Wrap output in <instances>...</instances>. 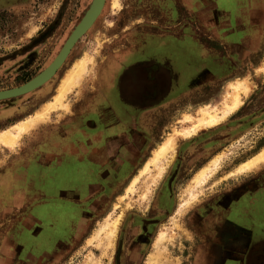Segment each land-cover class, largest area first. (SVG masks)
<instances>
[{"label":"rangeland","instance_id":"obj_1","mask_svg":"<svg viewBox=\"0 0 264 264\" xmlns=\"http://www.w3.org/2000/svg\"><path fill=\"white\" fill-rule=\"evenodd\" d=\"M62 1L0 0V60L7 56L12 57L16 50L31 42L39 31H42L43 26L51 20V15L55 13V9ZM200 1L206 9H209L213 24H205L204 20L201 21L184 10L185 18H187L188 24L192 25V29L196 31L197 37L201 39L203 47L209 51L207 57L214 56L216 64L208 67L213 72L217 71L219 76L210 83L208 81L200 90L186 92L171 100L169 105L159 107L152 123L153 128L157 129L156 141L144 149L147 152L138 161L137 170H134L135 173L129 179L120 182V185L117 183L114 190L100 185V189L95 192L94 189L98 186L97 181L94 184H91L93 182L90 181L88 202L92 201V205L89 208L86 206L82 208V212L88 220L80 230L82 233L80 238L75 239L72 246H68L63 241H57L53 247L47 246L44 243L47 240L42 238V234L49 231L50 222L43 225L35 219L34 214H39L42 218H58L59 208L57 207L61 200L57 199L56 193L67 192L62 188L58 190V186L69 184L80 186L87 180L85 167H75L72 161L71 163L68 161L66 164L63 159L59 162L61 165L54 168L46 163V165L39 164L29 174L24 166L36 160L39 162L40 154L44 152L43 157L50 158V161L55 159L56 154L53 152L51 144L49 141L46 142L47 136H51V139H55L57 135L66 138L68 136V141L71 142L70 134H66L65 131H68L74 122L79 125L81 120H95V112L91 110L93 107L100 109L95 101L100 99L99 96L102 93L108 95L110 92L99 91L102 89L103 82L109 80L116 61L131 49L129 42L132 40L129 30L122 32L120 38L117 39V36H113V34L117 35L119 32L115 26L110 27L112 22L115 21L114 25L123 24V26L133 27V23L136 24L138 20L139 26L136 27H141L146 32L151 28L148 26L150 24L146 22L147 19H155L159 23L163 21L164 25H171L177 19L173 17V14L164 13L165 8H172L171 2L169 0H118L119 6L115 7L114 0H110L95 28L85 35L88 29L85 36H82L75 52L59 70L57 77L49 79L35 91L0 100V132H2L31 116L40 108L41 104L50 100L63 74L76 59L84 56L85 53L92 54L91 56L95 59L96 65H90V72L85 76L82 86L78 89L79 92L74 91L76 87L68 96L71 106L69 112L60 110L51 113L45 124H42L39 129L35 127L25 133L21 137V142L13 148L0 146V264H114V253L118 244L124 248H132L131 259L129 254L125 255L126 260L123 264H139L140 258L136 247H140V245L134 241L135 234L139 231L137 228L135 229V226L139 223L135 222L134 217L140 220V216L150 215L162 216L164 219L163 224L157 229L159 233L156 244L163 232H168L169 238L167 241H162L165 248L163 252H157L156 246L155 249L149 248L148 251L151 253L148 259L143 258L145 262L141 261L140 264H147L146 262L151 264L149 259L152 255L158 258L159 264H191L193 262L196 246L192 245L191 250L189 247L183 254L184 249L181 245V243H185L183 238L192 236L185 229L183 218L202 201L219 198V195L223 193L240 190L242 179L248 174H230L243 162L264 149V14L261 15V21L256 23L254 30L250 26L251 31L242 38L233 37V39L225 41L221 36H216L219 33L217 3L220 1ZM93 2L94 0H64L62 6L64 20L59 30L35 48L32 59L29 58L32 52L24 51L21 54V60L30 59L26 62L27 70L24 72V77H13L18 64V61L14 62V59H10L8 64L9 72H11L8 78H4L3 66H0V87L6 89V87L18 86V83H25L41 73L57 51L65 36V30L71 24L70 21L79 18L82 13L83 18ZM175 2L182 3L181 0H175ZM14 4L19 5L14 6ZM122 7L123 9L120 10ZM34 28H36V32L28 37ZM98 29L101 32H98ZM164 30L167 29L161 26L155 31ZM54 43L57 45L55 46ZM245 78H248L253 84V90L248 96L242 93V106L240 105L239 109L229 114L219 124L205 128L190 139L180 141L177 152H172L170 154L172 157L169 155L160 164H165L162 176H158L159 168L153 166L151 172L139 180L135 191L120 201L119 206H116L119 203V197L125 193L126 187L140 174L145 162L153 155V150L172 132L174 127H181L180 120L185 115L196 116L198 109L203 106H215L222 109L223 101L228 100L232 93L230 84ZM121 94L122 92L117 91V97L118 95L120 97ZM105 102L108 103V96ZM78 110H80V114ZM128 122L133 123L130 119ZM140 146L142 145L139 143L133 148L138 149ZM224 152H227L228 155L223 159L220 169L202 188L196 190L197 199L180 216L181 225L186 231L182 228H175L172 219L179 213L181 205L191 198L187 190L190 181L204 165ZM99 165L94 162L95 167L100 168ZM263 169L264 167L261 170ZM18 171L25 174V180L17 185L14 178ZM260 171L249 173L257 174ZM56 175H58L57 178ZM20 178L21 176L17 180ZM53 194L54 197H52ZM163 197L165 200L171 201L169 209L165 208L168 212L156 208L157 202ZM93 199L96 201L94 202ZM44 205L46 207H43ZM42 207L45 211L42 210ZM123 211L125 213L122 223L114 238L106 232L102 233L100 237H95V233L98 232L107 217L117 218ZM36 237L38 240L40 239L39 244L34 241ZM177 242L179 243L176 245ZM192 242L195 240L187 241L188 244H192ZM27 243H31L33 246L28 249ZM33 243L36 245L34 246ZM170 243L174 244V247ZM187 243H185L186 246ZM177 246L180 248L177 249Z\"/></svg>","mask_w":264,"mask_h":264},{"label":"crops","instance_id":"obj_2","mask_svg":"<svg viewBox=\"0 0 264 264\" xmlns=\"http://www.w3.org/2000/svg\"><path fill=\"white\" fill-rule=\"evenodd\" d=\"M181 1L185 12L193 14L201 21L204 20L205 24H213L209 9L204 7L202 1ZM219 1L217 3L219 33L216 36H221L225 41L233 37L242 38L251 31L250 26L254 30L256 23L261 21V15L264 14V0ZM18 5L14 4V6ZM168 13L172 15L170 9ZM191 26L185 18L184 30L180 32L181 39L184 41L181 47L180 39L174 38V34L170 32L172 26L168 25L167 30L155 31L151 38L145 36L143 45H136L134 51L133 48L129 49L116 61L117 67L124 66L134 56L149 54L150 43L156 44L160 41L167 46L169 52L166 60L169 72L168 90L120 91L122 94L119 101L117 91H110L106 95L108 103L100 99L95 101V104L100 106V109L93 107L91 110L95 112L96 121L94 119L88 121L90 125H85L87 122L82 120L79 125L74 122L68 131H65L66 134H70L71 142L68 141V136L66 138L57 135L55 139H51V136L45 138L46 142L49 141L51 144L58 162L65 159L66 164L72 161L75 167H85L87 176V180L80 186L77 184L58 186V190L62 188L67 191L56 193L57 199L61 200L57 207L59 208L58 218H42L39 214H34L39 222H50L49 231L42 234V238L47 240L44 242L47 246L53 247L57 241H63L68 246H72L75 239L80 238L82 234L80 230L88 220L82 208L84 206L89 208L92 205V201L88 202L90 199L88 189L91 184L97 181L98 186L95 187L94 192L100 189V185L114 190L117 183L120 185V182L129 179L135 173L138 161L147 152L144 149L156 141L157 129L153 128L152 123L155 112L160 106L169 105L171 100L186 92L200 90L208 81L210 83L219 76L217 71L213 72L208 67L216 64L214 56L207 57L209 51L203 47L201 39L197 37L196 31ZM159 33L163 34L159 35ZM143 39L137 36L135 42H141ZM116 74L117 72H112L109 80L111 81ZM133 74L131 70L129 77L135 78ZM78 89L79 87L74 91ZM102 95L103 93L100 96ZM129 118L133 123L128 122ZM139 143L142 146L134 149L133 147ZM65 155L68 160L64 158ZM54 160V158L51 161L50 158L42 159V161L39 159L40 162H44V165L49 163L53 165ZM94 162L101 167H95ZM247 174V177L242 179L238 198H233L226 203H215L217 210L207 216V220L210 219V221L203 217L202 229L210 233L202 235L209 240L203 237V240H206L205 244L199 245L198 253L195 254L191 264H264V251L249 250L255 245L264 244V169L257 174ZM24 177L25 174L22 172L21 181L23 182ZM90 181L93 183L90 184ZM93 200L96 201V199ZM43 207L42 210L45 211ZM195 218L194 216L193 219ZM202 229L201 233H203ZM39 240L38 237L34 239L37 244L40 243ZM36 243H33L34 246Z\"/></svg>","mask_w":264,"mask_h":264},{"label":"flooded vegetation","instance_id":"obj_3","mask_svg":"<svg viewBox=\"0 0 264 264\" xmlns=\"http://www.w3.org/2000/svg\"><path fill=\"white\" fill-rule=\"evenodd\" d=\"M110 0H104L103 6L99 12V14L97 15V17L95 18V20L93 21V23L91 24L89 30L87 31V33L85 35H87L89 33V31L92 28H95L96 23L98 22V19L100 18V16L103 14V10L106 7L107 4H109ZM169 2H171L172 4V8H170L173 17L175 19H177V21L173 22L170 26H172L170 32H172L174 34V38L180 39V47L182 45H184V41L181 39V34L180 32H182L184 30V25H185V12H184V6L182 3H176L175 0H169ZM168 4V3H167ZM64 5V0L62 1V3L59 5L58 8L55 9V13H53L51 15V20L43 26L42 31H39L38 35L28 44L26 43L25 45H23L19 50H16L15 54H13L12 57H5L4 59L0 60V66H3V74H4V78H8L10 73L9 72V61L10 59H14V62L18 61V64L16 65V73L13 77H24L26 70H27V64L26 62L30 59H28L27 61H23L21 60L22 55L24 53V51H27L28 53H31V55L29 56V58H33V52H35V48L44 43L45 40L50 37L51 34L55 33L57 30H59L63 20H64V11L62 9V6ZM108 6V5H107ZM137 7V6H136ZM123 7L120 9L122 10ZM169 9L167 10V8H165L164 13L169 15ZM82 15L83 13L80 15L79 18L75 19L74 21H70L71 24L67 27V29L65 30V36L62 39L61 43L58 46L57 51L54 53L53 57L51 58V60L49 61V63L45 66V68L53 61V59L57 56V54L59 53V51L61 50V48L63 47L66 39L68 38V36L70 35V33L72 32V30L75 28V26L79 23V21L82 19ZM167 17V16H165ZM136 19V18H135ZM137 20V19H136ZM147 24H150L148 26H150L151 28L148 30V32H146V30H144L143 28H137L136 26H139V21H136V24L133 23V27H129L123 24H115V21L112 22V24L110 25V27L115 26V28H117L118 30V34L116 35V33L113 34V36H117V39L120 38V34L122 32H126L129 30L130 32V36H131V40L132 42H129L131 44V48H133V51L136 48V45L140 44L143 45V41L145 40V36H149L151 38L152 34H155V30L160 29V27L162 26L163 28H167L168 25H164L163 21L159 23L158 20H146ZM98 32H101L99 29L97 30ZM145 32V33H143ZM158 34V33H157ZM162 35L163 33H159V35ZM84 35V36H85ZM83 36V37H84ZM139 36L141 37V42H135V38ZM82 39V37L80 39H78L70 53L68 54V56L65 59V62H63V64L61 65V67H59L56 72L54 73V76H52L50 78V80H52L54 77H57L59 70L62 68V66L66 63L67 59L70 58V56L75 52V48L78 45V43L80 42V40ZM150 41V40H148ZM54 45L56 46L57 43H54ZM30 49V50H27ZM148 53L145 56H134L129 62H127L126 64H124V66L121 67H117V65L115 64L112 69H113V73L117 72L116 76L113 77V79L108 80L107 82H103V86L102 89L99 91H166L168 90V86H169V72L168 69L166 67L167 63V56L169 55V52L167 51V46L163 45L160 41H157V43L155 44L154 42L149 45V49H148ZM17 57H20L18 60L16 59ZM23 58H25L23 56ZM137 58V59H136ZM5 64V65H3ZM44 68V69H45ZM134 73L133 75L135 76V78H130V72ZM138 76V77H137ZM116 77V78H115ZM29 79V78H28ZM115 79V80H114ZM114 81V82H113ZM22 83H18L17 85H21ZM109 84L111 85L109 87ZM114 85V87H112ZM112 87V88H111ZM1 90L5 89V87H0ZM6 89H9L6 87ZM37 90L34 89L32 91ZM119 97V95H118ZM120 98V97H119ZM103 99V100H102ZM121 99V98H120ZM107 97L105 94H103L102 96H100V101H106ZM79 114H80V110H78ZM131 121L132 119L129 118ZM19 120V119H18ZM88 121H92V119H86L84 122L85 125H90V123ZM66 155H65V157ZM40 161L45 160V158L43 156H40ZM38 162V160H36L35 162H32L29 165H25L24 169L29 171V174L39 165V164H43L42 162ZM50 165L51 168L56 167L59 165V162L57 161V157H55V161H53V165H51L50 163L47 164ZM22 176V171H18L16 173L15 176V183L21 184L23 183V181L20 180H16L17 177ZM30 176V175H29ZM25 179V177H24ZM235 191V190H234ZM231 191L230 193H223L221 195H219V198H215V199H207V201H202L200 204L196 205L195 208L193 207V209H191L189 211V213L187 214V216L185 215V217L183 218V223L185 225V229L188 230V232L190 234H192V236L189 237H185L183 238V241L185 243H187V241L191 240L195 242H192V244H188L187 246L185 243H181L182 247H183V254L185 252L186 249H188L190 247L191 250V246L194 245L196 246L195 250H194V255L196 254V251L199 248V245H204L206 240H203L204 238H207L206 236H203L202 234H209L210 231L207 230H203L201 223H203L204 225V220L203 217L205 216V219L207 220V216L209 213H213L217 210V205L215 203L217 202H222V203H226L227 201H231L233 198H238L240 196V190H236L237 192ZM221 197V198H220ZM171 205V201L169 200H165L164 197L162 198V200H159L157 202V209H161L165 212H168L167 209H169ZM167 208V209H165ZM165 209V210H164ZM194 211V212H193ZM160 213V212H159ZM196 217L195 219H193V217ZM139 219H137V217H134L135 222L139 223L137 224V226H135V229L137 228L139 231L135 234L134 237V241L136 242L137 245H140V247H136L137 253L139 255V264L141 261L145 262L144 259H148L151 251H148V249H155V246L158 247L157 248V252H160L163 250H165L164 245H162L161 243H158V239H157V244H156V238L157 235L159 233V231H157V229L159 228V226L161 224H163L164 219L162 216H158V215H150V216H146V217H142L140 216ZM202 218V219H201ZM209 219V218H208ZM42 220V219H41ZM207 221H210L207 220ZM42 223V222H41ZM47 223V222H46ZM132 223H134V221H132ZM44 224V223H42ZM161 229V228H160ZM203 230V233H201L200 230ZM207 229V228H205ZM161 231V230H160ZM168 233V232H167ZM212 233V232H211ZM183 235H185V233H183ZM197 237V239H196ZM204 237V238H203ZM209 239L207 238V241ZM179 242L176 243V245ZM172 246L174 244L170 243ZM175 245V246H176ZM28 249L31 248V246H33L31 243H27ZM174 247V246H173ZM164 248V249H163ZM180 247L177 246V249H179ZM124 248V246L122 247L120 244L117 245V248L115 249V255H114V264H123L124 260H126L125 255L129 254L130 259L132 256V248ZM168 249V248H167ZM251 252H257V251H264V244H258L255 245L253 248L251 247L249 249ZM182 252V251H181ZM144 258V259H143ZM137 260V259H135ZM128 262V260H127ZM162 262H164V260H162ZM147 264H149V262H146Z\"/></svg>","mask_w":264,"mask_h":264},{"label":"bare ground","instance_id":"obj_4","mask_svg":"<svg viewBox=\"0 0 264 264\" xmlns=\"http://www.w3.org/2000/svg\"><path fill=\"white\" fill-rule=\"evenodd\" d=\"M114 6H119L118 0H114ZM91 24L92 23L87 25V27L79 35L78 39H80L86 33V31L90 28ZM35 32L36 28H34L29 33L28 37L34 35ZM97 38L100 39V37ZM71 49L67 53V56L70 53ZM91 55L92 54L85 53L84 56L75 60L73 66H71L72 68H68V70L63 74L62 78L60 79L53 97L47 102L41 104L40 108L37 109L34 114L18 122L12 127L0 132V146L13 148L17 146L19 142H21V137L25 133L30 132L35 127H38L39 129L42 124H45L50 118L51 113L60 110H64L65 112L70 111L71 106L68 101L69 94L74 90V88L82 86L85 76L90 72V65H96L95 59ZM66 57L64 58L63 62H65ZM63 62L61 63V65L63 64ZM61 65H59V67H61ZM47 81H45L42 85H44ZM230 89L232 90V93L230 94L228 100L223 101L222 109H218L215 106H203L198 109L196 116L192 114H187L181 120L179 119L180 123L182 124L181 127H172V132H170L166 136V138L159 144V146L153 150V155L148 159V161L145 162L140 174L137 175L126 187L125 193L119 197V203L116 204V206H119L121 203L120 201L127 198L130 194L135 191L136 185L139 180L144 175L150 173L151 168L153 166L159 168L158 176H162L163 172L165 171V164H160H162L163 161L166 160L170 154H172V152H177L178 144L180 141L190 139L205 128L213 127L219 124L229 114L234 112L236 109H239L238 107L241 105L242 102V93L247 94L248 96V94H250L253 90V84L248 80V78H245L243 80H238L234 83H231ZM32 90L27 91L23 94H27ZM227 155V152L218 155L211 162H208L207 165H204V167L200 171H198V173L192 178L187 188L189 194L191 195V198L190 200L186 201L181 205L179 213L177 214V216L174 217V219H172L174 221L175 228H182L184 231H186L181 225L180 216H182L184 211L187 210V208L192 204V202L197 199L196 190L198 188H202L207 183V181L217 173V171L221 167L223 159L226 158ZM170 156L172 157V155ZM263 167L264 149H262L259 153L255 154L252 158L243 162L230 175L246 174L252 171H260ZM124 213L125 212L123 211L121 215L114 219H112L111 216L107 217L102 226L99 228L98 232L95 233V237H100L102 233L106 232L114 238V236H116L118 233ZM168 238V234L166 232H163L159 236L158 243H161L162 241H167ZM149 261L151 264H159L158 258L155 257V255H152Z\"/></svg>","mask_w":264,"mask_h":264},{"label":"water","instance_id":"obj_5","mask_svg":"<svg viewBox=\"0 0 264 264\" xmlns=\"http://www.w3.org/2000/svg\"><path fill=\"white\" fill-rule=\"evenodd\" d=\"M103 3L104 0H94L90 10L85 14V16L79 21V23L72 30V32L66 39L63 47L57 54V56L41 73H39L38 75L34 76L30 80L19 86L0 90V100L6 98H13L17 95H22L27 91L36 89L37 87L42 85L45 81L49 80L54 75L59 65H61L64 58L67 56V53L71 49V47L78 40V37L81 34V32L87 27V25L93 23V21L95 20V18L97 17V15L101 10Z\"/></svg>","mask_w":264,"mask_h":264}]
</instances>
